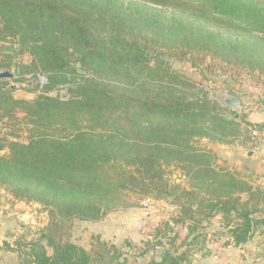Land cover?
Instances as JSON below:
<instances>
[{
    "label": "trees",
    "instance_id": "trees-1",
    "mask_svg": "<svg viewBox=\"0 0 264 264\" xmlns=\"http://www.w3.org/2000/svg\"><path fill=\"white\" fill-rule=\"evenodd\" d=\"M7 38L29 52L26 72H41L48 80L46 92L65 87L68 94L63 99L46 93L30 101L0 86V122L30 136L27 143L0 140V187L48 208L40 240L20 247L19 264H127L124 252L100 235L88 247L73 243L71 235L75 220L97 223L126 208L127 191L171 198L179 208L173 223H187L189 236H197L192 245L199 242V225L213 218L220 219L221 235L226 230L227 244L235 247L264 228V189L219 167L211 146L202 142L227 143L240 128L236 114L208 94L194 93L195 84L163 61L177 50L179 61L204 53L264 74L262 2L0 0V39ZM141 38L161 42V51ZM108 67L123 79L89 74ZM171 167L185 172L189 188L170 185ZM167 230L173 231L167 224L150 237L168 238ZM143 246L134 248L142 257L162 244ZM190 263L189 254L172 244L153 264Z\"/></svg>",
    "mask_w": 264,
    "mask_h": 264
},
{
    "label": "rangeland",
    "instance_id": "rangeland-1",
    "mask_svg": "<svg viewBox=\"0 0 264 264\" xmlns=\"http://www.w3.org/2000/svg\"><path fill=\"white\" fill-rule=\"evenodd\" d=\"M256 1L264 4V0ZM107 19L110 21L113 19V15H109ZM121 19L119 22L126 26L125 17H121ZM140 42L145 44L146 39L141 38ZM146 44L148 47L154 46L158 52L161 51L158 45L161 42L151 43V40H149ZM180 52V50L168 52L163 58L164 63L171 69V72L192 81L195 84L193 86L194 93L204 92L208 94L211 101L217 103L231 114L235 113L237 116L236 122L240 125L239 131H234L227 138V143L212 144L208 140H204L202 141L204 142L203 145L209 144L211 146L215 163L219 167L236 172L254 187L264 189V178L256 172L259 170L258 167L254 171L248 168L247 165L241 166L237 164L239 158H244L246 151H250L259 157L260 155L264 156L261 146L264 136L254 141L252 133L255 128L259 130L256 126H263L264 128V74L250 73L244 69L227 65L222 60L214 59L211 55L204 53L199 55L187 54L188 56L184 57L183 61H179L180 57H178V54ZM174 54L179 59H176ZM151 56L155 55L151 53ZM0 64H12L10 69L0 68V86L4 85L5 88L13 89L15 98L34 101L38 96L46 93L54 98L59 96L63 99L68 98L65 87H61L60 90H51L50 92H46V90L41 88L36 79L38 74H42L41 72H26V67H30L32 64V57L29 52L22 49L16 39H0ZM193 64L198 66L194 67ZM73 66L78 70V73L86 74L81 71L82 68L79 64H74ZM92 72H89L92 78L100 80L108 78L113 80L123 79V77H119V79L113 77L115 73L111 71L110 67L99 74L94 70ZM203 72L205 75H202ZM1 76L10 77L1 78ZM230 98H236L238 105H230ZM17 117L18 122H20L24 115L19 112ZM29 137L27 130L20 132L16 127L7 128L0 122V140L3 142L17 141L27 143ZM256 142L259 144V152L255 151ZM4 153L8 154L9 151L6 150ZM166 178L171 186L179 185L189 188V181L182 169L176 167L167 169ZM123 198L128 202V205L126 208L120 209V212L126 213V215L131 212L134 214L141 211H146L148 215L154 213L159 215V217L162 216L159 228H163L168 224L173 230L172 233L167 230L168 234H170L168 238L159 236L157 239L151 238L148 240L151 242L159 241L162 244L157 250L152 247L146 254L147 256H152L154 252L155 258L154 260L151 259V261L149 258L145 259V261L140 260L142 256L134 250L135 247L143 250L144 242L137 245H129L131 248L125 246V244L123 247L117 246L124 252L127 264H153L154 262H159L163 249L170 248L172 244L179 247L180 254L185 252L189 254L190 264H199L203 260L214 264L215 256L219 257L221 264H264V228L261 231H257L248 243L235 247L227 244L229 236L226 230L221 235L223 227H221L220 219L213 218L199 225L201 234L199 235V242L197 240L196 244L192 245L196 235L189 236L187 223L177 226L173 223L174 219L179 215V208L172 202L171 198L157 199L153 195H145L135 191H127ZM47 211L48 208H45V206L27 200L16 199L6 188L0 187V264H19L21 262L22 257L20 258L19 256L20 247H25L31 242L37 243L40 240L41 231L49 220ZM91 223L94 222H82L80 220L73 222L71 233L73 243L82 247H88L91 244L93 237H95L91 230ZM189 223L193 224L192 222ZM144 232L147 234L149 231L145 230ZM153 232L150 233V236ZM7 246H9V251L6 250ZM47 250L49 255H52L53 250L49 247H47Z\"/></svg>",
    "mask_w": 264,
    "mask_h": 264
},
{
    "label": "crops",
    "instance_id": "crops-1",
    "mask_svg": "<svg viewBox=\"0 0 264 264\" xmlns=\"http://www.w3.org/2000/svg\"><path fill=\"white\" fill-rule=\"evenodd\" d=\"M261 146L264 152V137ZM237 164L241 166L247 165L248 168L251 170L253 169L254 171L258 167L259 170L256 172L264 178V156L262 157V155H260L259 157L250 151H246L244 158H239ZM161 219L162 216L159 217V215L154 213L148 215L146 211L134 214L131 212L128 215L123 212L112 213L100 222L91 223V230L95 235H101L103 238L118 247H123L124 244L137 245L146 242L151 238L150 233L159 228L161 225ZM145 230H148L149 232L146 234L144 232ZM147 258H149L150 261L151 259L154 260V252L152 253V256L144 255L140 260L145 261ZM199 264H210V262L208 261L207 263L206 260H203Z\"/></svg>",
    "mask_w": 264,
    "mask_h": 264
},
{
    "label": "built area",
    "instance_id": "built-area-1",
    "mask_svg": "<svg viewBox=\"0 0 264 264\" xmlns=\"http://www.w3.org/2000/svg\"><path fill=\"white\" fill-rule=\"evenodd\" d=\"M36 79H37V82L39 83L41 88L44 89L48 85V80H47V78L44 75H37ZM252 133H253V140L254 141H256V139L264 136V133L260 132L256 128L252 130ZM255 145H256L255 151L259 152L260 149H259L258 142H256ZM214 264H221L219 262V257L218 256H215Z\"/></svg>",
    "mask_w": 264,
    "mask_h": 264
},
{
    "label": "water",
    "instance_id": "water-1",
    "mask_svg": "<svg viewBox=\"0 0 264 264\" xmlns=\"http://www.w3.org/2000/svg\"><path fill=\"white\" fill-rule=\"evenodd\" d=\"M7 77H10V76H1V78H7ZM237 102V99L236 98H230L229 99V104L230 105H234V103H236ZM251 155V154H250Z\"/></svg>",
    "mask_w": 264,
    "mask_h": 264
},
{
    "label": "bare ground",
    "instance_id": "bare-ground-1",
    "mask_svg": "<svg viewBox=\"0 0 264 264\" xmlns=\"http://www.w3.org/2000/svg\"><path fill=\"white\" fill-rule=\"evenodd\" d=\"M234 104H236V106L238 105V103H234Z\"/></svg>",
    "mask_w": 264,
    "mask_h": 264
}]
</instances>
